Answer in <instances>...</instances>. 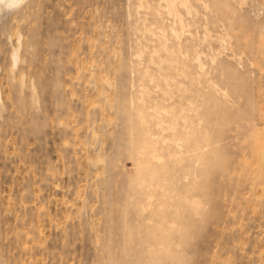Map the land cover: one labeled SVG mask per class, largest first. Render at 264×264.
I'll return each mask as SVG.
<instances>
[{"label": "rangeland", "instance_id": "obj_1", "mask_svg": "<svg viewBox=\"0 0 264 264\" xmlns=\"http://www.w3.org/2000/svg\"><path fill=\"white\" fill-rule=\"evenodd\" d=\"M0 264H264V0L1 3Z\"/></svg>", "mask_w": 264, "mask_h": 264}, {"label": "bare ground", "instance_id": "obj_2", "mask_svg": "<svg viewBox=\"0 0 264 264\" xmlns=\"http://www.w3.org/2000/svg\"><path fill=\"white\" fill-rule=\"evenodd\" d=\"M23 0H0V4L4 3L7 6H14V5H18L19 3H21Z\"/></svg>", "mask_w": 264, "mask_h": 264}]
</instances>
